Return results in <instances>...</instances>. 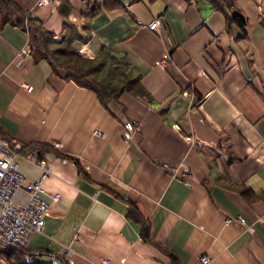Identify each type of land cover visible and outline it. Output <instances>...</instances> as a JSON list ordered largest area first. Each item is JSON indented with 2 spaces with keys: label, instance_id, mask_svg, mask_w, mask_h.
I'll return each instance as SVG.
<instances>
[{
  "label": "crops",
  "instance_id": "0c3cea01",
  "mask_svg": "<svg viewBox=\"0 0 264 264\" xmlns=\"http://www.w3.org/2000/svg\"><path fill=\"white\" fill-rule=\"evenodd\" d=\"M13 1L82 56H126L147 97L127 93L105 107L49 61L24 55L30 32L0 18V138L49 147L51 167L45 231L20 248L0 245V260L264 264V0H237L245 33L207 0ZM156 19L161 33L147 27ZM129 122L141 132L127 140ZM24 155L20 171L39 180ZM183 162L191 186L165 166Z\"/></svg>",
  "mask_w": 264,
  "mask_h": 264
},
{
  "label": "trees",
  "instance_id": "16d2710c",
  "mask_svg": "<svg viewBox=\"0 0 264 264\" xmlns=\"http://www.w3.org/2000/svg\"><path fill=\"white\" fill-rule=\"evenodd\" d=\"M207 1L226 15L229 27L237 24L245 33L247 20L236 9L237 0ZM229 10L234 13L232 18L228 14ZM93 13L95 12L90 13V17ZM0 16L4 23L16 21L18 26L28 29L32 43L31 54L35 56L37 62L49 61L55 69L63 71L69 80L96 93L105 107L127 93L147 97V92L142 85V75L126 56L114 55L109 50H104L99 57L94 59L82 56L74 47V40H55L53 34L46 30L39 20L25 14L13 0H0ZM49 149L47 146L30 145L27 148L23 147L21 153H36L38 159H42ZM130 217L139 224L145 225V221L136 209L131 210ZM144 229L145 237H147L149 226L145 225Z\"/></svg>",
  "mask_w": 264,
  "mask_h": 264
},
{
  "label": "built area",
  "instance_id": "2783aa9c",
  "mask_svg": "<svg viewBox=\"0 0 264 264\" xmlns=\"http://www.w3.org/2000/svg\"><path fill=\"white\" fill-rule=\"evenodd\" d=\"M51 0H40L39 6H44ZM139 24H143L142 21ZM149 30L155 33H161L164 29L161 19L154 20L147 26ZM24 55H29L31 49L27 47L24 50ZM30 92L32 87L28 88ZM126 138L130 140L135 132H141V124L126 123ZM95 135L103 136L101 133ZM57 143L55 148H60ZM23 147L9 140L0 138V245L6 247H21L28 237L33 233H43L46 228L47 215L50 205L42 199L43 182L51 174L50 164L38 159L36 153H27L24 156L37 164L42 170V177L37 181L29 180L20 171V164L17 162ZM170 170L172 176L183 181L188 186L191 184L186 180V177L191 174V171L186 163H182L177 169L171 168L170 165H165ZM56 197L55 201H58ZM240 222L245 224L244 219ZM230 224V221L227 222ZM75 239L78 240V227H75ZM28 262H35L32 256L27 257ZM204 264H209L208 258H202ZM0 264H5L0 260Z\"/></svg>",
  "mask_w": 264,
  "mask_h": 264
}]
</instances>
